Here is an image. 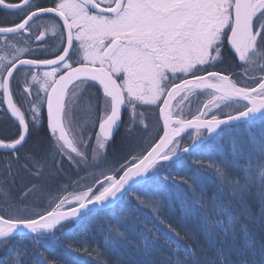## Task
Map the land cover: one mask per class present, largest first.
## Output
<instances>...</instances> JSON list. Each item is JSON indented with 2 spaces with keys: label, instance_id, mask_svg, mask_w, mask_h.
<instances>
[{
  "label": "snow or ice",
  "instance_id": "obj_1",
  "mask_svg": "<svg viewBox=\"0 0 264 264\" xmlns=\"http://www.w3.org/2000/svg\"><path fill=\"white\" fill-rule=\"evenodd\" d=\"M0 6L27 9L19 23L0 26V91L3 93L0 105H7V112L19 125L18 138L7 142L0 139V148L14 154L19 151L30 134L27 113L31 114L32 126H41L45 101L47 129L54 141L51 151L26 155L35 169V177L45 175L48 182L33 184L23 195L25 198L33 195L37 205L47 201V207L9 204L13 199L10 193L0 197L6 205L0 208V213H7L0 214V252L11 248L16 236L30 238L42 246L41 240L47 236L55 235L57 230L63 233L67 224L111 206L140 188L150 176L179 161L183 154L196 150L206 139L226 135L232 137L234 157L251 145L249 160L255 153L258 163L245 165L242 175L237 177H231L215 161L206 165L201 161L195 163L198 167L214 169L221 185H227L233 197L243 200L254 188L264 203V0H52L50 6L43 7L31 0H19V3L0 0ZM44 16L50 17L49 26L40 31L36 41L43 45L44 38L51 33L54 39H59L53 51L48 52L40 45L31 48L27 39L24 46L9 39L10 35L30 37L32 22ZM74 49L76 59H73ZM226 49L238 57L244 66L242 72L216 68L224 64ZM29 55L35 58H24ZM41 55L53 58H40ZM21 69L26 85L21 95L27 96L18 106L13 100L12 84L14 79L17 84L21 82L16 78ZM41 69L45 70L41 72ZM97 85L102 96L89 94L83 100L88 89ZM34 87L33 101L30 97ZM200 96L207 98L193 111L194 98L198 100ZM24 104L30 106L27 111L22 110ZM234 104L237 107L232 109ZM143 106L159 108L163 134L157 133L158 139L144 138L140 143L131 133L140 126L142 132L148 131L146 114L137 112ZM77 109L85 117L79 124V135L71 127ZM125 109L129 114L126 131L130 135L118 146L125 154L121 163L110 161L108 150L123 122ZM241 126L249 130L258 127V136L245 141L239 136ZM189 130L191 143L181 147L183 135ZM57 156L61 158L59 161ZM65 158L75 165L77 173L83 170L84 174L75 179L68 177V184L53 189L50 183L63 178ZM48 160L55 167H49L45 173ZM189 179L193 183L201 182L199 174ZM181 183L188 184V180ZM172 187L179 190L175 181ZM69 188L76 190L69 192ZM189 188L191 200L178 191L183 196L185 210L191 214L196 205L207 208L211 203L218 218L209 222L205 230L211 233L219 229L234 234L236 217L214 201H206L202 193L197 196L192 185ZM151 207L158 216L160 201L153 200ZM169 229L179 236L171 225ZM242 229L247 231L246 226ZM133 232L134 227L123 220L110 224L105 235L106 251L135 246L145 257L137 264H152L147 257L161 238V230L154 225L138 233L140 240L136 245L129 240ZM26 255L25 246L18 242L8 260H0V264H21ZM96 256L97 264H108L100 260L103 253L97 250ZM65 264L75 261L69 259ZM168 264H187V261L169 259ZM260 264H264V245H261Z\"/></svg>",
  "mask_w": 264,
  "mask_h": 264
},
{
  "label": "trees",
  "instance_id": "obj_2",
  "mask_svg": "<svg viewBox=\"0 0 264 264\" xmlns=\"http://www.w3.org/2000/svg\"><path fill=\"white\" fill-rule=\"evenodd\" d=\"M6 1L19 2V0ZM51 2L52 0H34L33 4H39L43 7L50 6ZM26 13L27 9L17 12H7L0 9V26H12L18 23ZM29 57L35 58L31 55ZM40 58L53 57L41 55ZM73 59H76L75 49ZM223 67H227L229 71L234 73H240L243 71L244 66L238 57L229 54V50L226 49L224 64L216 66V68ZM209 70L215 69L210 68ZM23 71L24 69H21L16 73V78L20 79L21 82L17 84L14 79L12 84L14 102L18 106L21 105L24 96H27L26 93L23 96L21 95L22 89L26 86L21 75ZM249 75H252V73H249ZM236 78L240 79L241 77L237 76ZM250 86H254V84ZM71 89L72 86H70ZM89 94L102 96V91L98 92V85L96 88H89L83 100H86ZM69 95H71V92ZM201 97L198 100L194 98L196 102L192 105L193 111ZM0 98H2L1 91ZM30 99L33 101L36 99L35 87ZM29 107L28 104H24L22 110L27 111ZM43 110L44 118L39 127L32 126L31 114L27 113L30 134L23 146L19 147L17 153L0 151V197H3L5 193H10L13 199L9 201V204L19 206L26 204L30 208L47 207V201L37 205L34 203L36 198L33 195H27L26 198L23 195L33 184L48 182L45 175L37 179L35 169L26 160L28 153L42 155L45 151H51L54 146V141L47 129L46 101ZM137 112L146 114L148 131L142 132L141 128L143 126H140L131 133V136L138 139L140 143H143L144 138L151 139L154 136L155 139H158L159 135L162 134L159 108L143 106L138 108ZM185 115H188L187 109ZM84 118V113L79 109L73 114L71 127L77 135H79V124ZM128 123L129 114L125 109L123 122L115 132L112 145L109 146L108 156L110 161L123 162L121 157L125 154L118 150V146L130 135L126 131ZM191 134L190 130L183 135L180 142L181 147L191 143ZM258 134V127L249 130V128L241 126L239 129V136L245 141L252 136H258ZM84 135L87 136V132ZM18 136L19 126L10 118L4 105H0V139L7 142L18 138ZM92 139L94 143V132L92 133ZM231 139L232 137L228 135L223 138L208 139L190 154L182 155L179 161L172 163L157 175L150 176L140 188L124 195L114 206L89 213L78 222L67 224L63 233L57 230L55 235L47 236L41 240L42 246L37 245L30 238L22 239L20 236H16L12 242V247L5 252H0V260L7 261L10 254L15 251V245L22 242L27 255L23 257L21 264H50V262L51 264H65L66 260L69 259L75 261V264H97V250L103 253L100 260L108 261V264H137L145 257L135 246H120L115 251H106L105 235H107L109 225H115L117 220H123L134 227V232L129 234V240L133 245L139 243L138 233L146 232L154 225H157L161 230V238L154 244L151 255L147 257L152 264H168L169 259L172 261L177 259L187 261V264H193L194 261L199 262V264H260L261 245H264V203L255 194L256 190L253 188L251 192L245 194L243 200L239 197H233L228 186L221 185L214 169L198 167L195 163L201 161L206 165L210 161H215L225 167L231 177L242 175L244 166L250 162L252 164L258 163L255 153L252 154L251 161L249 160L248 148L251 145H248L242 154L234 157L232 155ZM88 152L89 158H91V146H89ZM60 159V156L56 157L57 161ZM49 167H55L51 160L45 161V173ZM83 174V170L77 173L75 165L65 158L63 178L51 182L50 186L55 189L57 185L68 184V177L75 179L77 175ZM197 174L200 175L201 182L193 183L189 178ZM165 177H168V179L165 180ZM182 180H188V184L181 183ZM174 181L179 185V190L172 187ZM189 185H192V188L195 189L197 196L202 193L206 201H214L217 206L224 208L226 212L236 217V231L234 234L231 232L225 234L219 229L211 233L205 230V226L209 222H214L218 218L214 214L211 203L208 204L207 208L196 205L191 214L185 210L182 206L183 196L178 195V191L191 200L192 189L189 188ZM74 190L76 189H68L69 192ZM137 197H139V200ZM153 200H158L161 203L158 216L151 207ZM3 207H6V205L0 199V208ZM0 214L7 215L6 212ZM160 220H163L164 223L161 224ZM169 225L179 233V236L169 229ZM242 226H246L247 231H244ZM253 243L255 244L254 249L252 248Z\"/></svg>",
  "mask_w": 264,
  "mask_h": 264
},
{
  "label": "flooded vegetation",
  "instance_id": "obj_3",
  "mask_svg": "<svg viewBox=\"0 0 264 264\" xmlns=\"http://www.w3.org/2000/svg\"><path fill=\"white\" fill-rule=\"evenodd\" d=\"M31 2L34 3V0H31ZM6 3H19V2H7L6 1ZM101 6L102 7H105V5H101ZM0 9H2V8L0 7ZM2 10H4V9H2ZM5 11H7V12H17V11H21V10H16V11H8V10H5ZM49 20H50V17L49 16H44V17L37 18L36 20H34L32 22V28H31L32 35L30 37L27 36V35H25V36L10 35L9 36V39L11 41H13V42H16L18 44V46H24V43L23 42H24L25 39H27V40H30L31 41V44L29 45V47L36 48L38 45H40V42L36 41V36H38L40 34V31L44 30L45 28H47L49 26ZM60 23H62V22H60ZM65 42H66V34H65ZM58 43H59V39L58 38L54 39L52 37L51 33H49L44 38L43 45H40V46L43 47V48H45L48 52H51V51H53L55 49V47H56V45ZM29 56L28 57H24V58L31 59V57H29ZM2 96H3V93H2ZM13 100H14V98H13Z\"/></svg>",
  "mask_w": 264,
  "mask_h": 264
},
{
  "label": "water",
  "instance_id": "obj_4",
  "mask_svg": "<svg viewBox=\"0 0 264 264\" xmlns=\"http://www.w3.org/2000/svg\"><path fill=\"white\" fill-rule=\"evenodd\" d=\"M2 9H4V10H8V11H16V10H10V9H7V8H4L3 6H0ZM102 7V6H101ZM103 8V7H102ZM4 107H5V109H6V112H7V105L6 104H4ZM8 113V112H7ZM8 115L10 116V118L18 125V121L14 118V117H11V114L10 113H8ZM159 116H160V113H159ZM160 121H161V124H162V134H163V119H162V117H160ZM19 126V125H18ZM190 131V130H189ZM161 134V135H162ZM208 139H206V141H207ZM205 141V142H206ZM0 151L1 152H9V151H11V150H7V149H3V148H0ZM184 155V154H183ZM120 200V199H119ZM119 200H116L111 206H109V207H107V208H103V209H98V210H105V209H108V208H110V207H112V206H114Z\"/></svg>",
  "mask_w": 264,
  "mask_h": 264
},
{
  "label": "rangeland",
  "instance_id": "obj_5",
  "mask_svg": "<svg viewBox=\"0 0 264 264\" xmlns=\"http://www.w3.org/2000/svg\"><path fill=\"white\" fill-rule=\"evenodd\" d=\"M103 5V4H102ZM45 69H41L40 71L42 72V71H44ZM207 97L206 96H202L201 97V100L200 101H202L203 99H206ZM200 101H198V104H199V102ZM179 101H176V103H178ZM155 107V106H154ZM237 107V105H232V109H234V108H236ZM229 109H225V111H228ZM227 136V135H226ZM191 137V136H190ZM118 178V177H117Z\"/></svg>",
  "mask_w": 264,
  "mask_h": 264
}]
</instances>
